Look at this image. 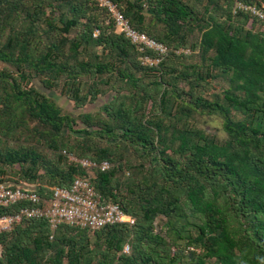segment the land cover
Segmentation results:
<instances>
[{
	"label": "trees",
	"instance_id": "1",
	"mask_svg": "<svg viewBox=\"0 0 264 264\" xmlns=\"http://www.w3.org/2000/svg\"><path fill=\"white\" fill-rule=\"evenodd\" d=\"M112 1L167 46L161 63L143 65L96 0H0V184L19 186L5 177L14 172L48 196L53 185L89 178L97 200L134 223L51 230L21 220L0 232V264H264V32L243 25L250 14L234 13L235 0ZM180 47L209 62L189 63ZM216 77L226 86L205 96L202 83ZM34 79L77 109L114 95L98 111L64 114L27 85ZM197 113L219 114L226 137L192 125ZM31 122L53 158L1 146ZM62 151L110 165L85 168Z\"/></svg>",
	"mask_w": 264,
	"mask_h": 264
},
{
	"label": "built area",
	"instance_id": "2",
	"mask_svg": "<svg viewBox=\"0 0 264 264\" xmlns=\"http://www.w3.org/2000/svg\"><path fill=\"white\" fill-rule=\"evenodd\" d=\"M96 1L108 10L116 29L143 54V63L146 66H156L168 55L166 45L133 28L112 0ZM251 12L259 18L264 16V13L255 10ZM96 34L97 30L93 36ZM75 163L85 168L97 166L102 171L107 170L110 165L107 161L96 163L87 158L77 159ZM97 199L94 186L85 177L75 178L68 187L55 185L48 196L21 185L12 187L0 184V210L8 209L0 215V232L9 230L14 223L21 220H45L51 230L59 226H69L94 231L106 225L131 226L134 223V219L118 204L100 203ZM128 250L127 246L124 251Z\"/></svg>",
	"mask_w": 264,
	"mask_h": 264
},
{
	"label": "rangeland",
	"instance_id": "3",
	"mask_svg": "<svg viewBox=\"0 0 264 264\" xmlns=\"http://www.w3.org/2000/svg\"><path fill=\"white\" fill-rule=\"evenodd\" d=\"M244 7H247V9H243V11L245 13L250 14V16H249V19L246 21V23H244L243 25L246 28H248L254 32H256L257 30L264 32V16H263V18H259L258 16L254 15L251 12V11L255 10L257 12L264 13V4L262 5V7H260L257 4L247 2L245 0H235V3L233 5V11L235 13L236 10H238V8L240 9V8H244ZM253 20L256 22H254L252 24ZM196 35H197V33H195V36ZM195 36H194V38H195ZM175 52L177 54H185L186 56L191 57V59L189 60V63L199 62L201 64V63L209 62V61H205V62L201 61V57L199 56V50H197V48L191 50V49L186 48V47H180V48H177L175 50ZM139 60L143 65H145L143 63V54L140 55ZM3 67H4V65L0 64V69H2ZM27 85L34 86L40 92L44 93L46 96H48L50 99H52L58 105V107L62 110V113H64V114L73 113V114L77 115L78 112H80V111H85V112L98 111V109L101 107V105L104 102L109 101L111 99V97L114 95V92L107 90L105 93L98 96V98L95 101H93L92 103H88L83 108L77 109V108H75L73 101L70 100L69 98H67L65 95H62L58 88L47 90L38 82V79H34L31 82H28ZM183 85L184 84H182V83L179 84V86H183ZM225 86H226V82L221 77L210 78V79H207L206 83H202V89L204 90V92H206V93H204V95L207 97H210L212 94L220 93V91ZM191 124L196 126L197 128L202 129L207 134L215 136L218 140H223L226 137V134L223 130V119L219 114L208 115V114H198L197 113V114H195L193 120H191ZM28 126H29L30 130L27 129V130H23V132H21V129H17L15 131V133L11 134L10 136L5 138V140H3L1 142V146L4 148L5 147L15 148V147H18L21 145L22 146H32V147H36L38 150L42 151L48 157L53 158L54 152L47 149L44 142L36 141L38 136H36V134H33L34 132H32V129L36 126V123L31 122L28 124ZM78 128H79V126H78ZM77 135H78L77 133H73L72 137L73 136L77 137ZM62 152H64V151H62ZM62 152H61V154L67 159L66 160L67 162L69 161V162L75 163V160L82 159V158H79L78 156H76L72 152H66L65 151L64 154ZM91 168L93 170L94 168H97V166L91 167ZM17 169H18V166L15 165L13 167V169H11V170H17ZM122 174L127 176L130 174V171L125 170V171H123ZM125 176H123L122 179H124ZM5 177L11 178V181L17 185L25 184V181H20L19 177L14 172L13 173L9 172L8 174H6ZM0 178H1V176H0ZM27 184H29V183H27ZM54 186L55 185L51 186L50 189ZM164 222H165V218L163 216L159 215L153 222L154 230H158L159 228H161L163 226ZM71 228H74V227H71ZM89 235L90 236L92 235L91 232L89 233ZM127 246L129 247V250H128V252H125L124 250ZM124 250H123V253L126 255H129L131 252L129 245H126L124 247ZM0 255H1V249H0Z\"/></svg>",
	"mask_w": 264,
	"mask_h": 264
},
{
	"label": "crops",
	"instance_id": "4",
	"mask_svg": "<svg viewBox=\"0 0 264 264\" xmlns=\"http://www.w3.org/2000/svg\"><path fill=\"white\" fill-rule=\"evenodd\" d=\"M21 186L24 187V188L36 189L37 190V187H36V185L34 186V184H27V183H25V184H23Z\"/></svg>",
	"mask_w": 264,
	"mask_h": 264
}]
</instances>
